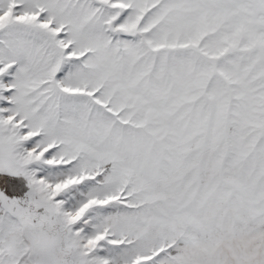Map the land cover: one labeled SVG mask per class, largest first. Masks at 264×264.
<instances>
[{"label":"snow or ice","instance_id":"6c2138e0","mask_svg":"<svg viewBox=\"0 0 264 264\" xmlns=\"http://www.w3.org/2000/svg\"><path fill=\"white\" fill-rule=\"evenodd\" d=\"M0 264H264V0H0Z\"/></svg>","mask_w":264,"mask_h":264}]
</instances>
